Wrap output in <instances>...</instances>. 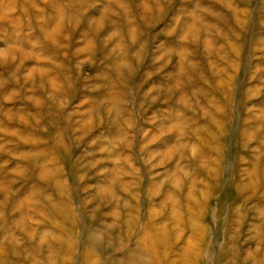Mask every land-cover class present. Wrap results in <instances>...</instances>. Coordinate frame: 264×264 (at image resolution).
Returning <instances> with one entry per match:
<instances>
[{
  "label": "rangeland",
  "instance_id": "rangeland-1",
  "mask_svg": "<svg viewBox=\"0 0 264 264\" xmlns=\"http://www.w3.org/2000/svg\"><path fill=\"white\" fill-rule=\"evenodd\" d=\"M262 215L264 0H0V264H264Z\"/></svg>",
  "mask_w": 264,
  "mask_h": 264
},
{
  "label": "bare ground",
  "instance_id": "bare-ground-1",
  "mask_svg": "<svg viewBox=\"0 0 264 264\" xmlns=\"http://www.w3.org/2000/svg\"><path fill=\"white\" fill-rule=\"evenodd\" d=\"M51 185L53 186V184L51 183ZM61 186L63 187V193L62 192H60L61 191ZM55 188L61 193L60 195H61V200L58 202V204H56V205H53V208L52 207H50V209H51V214H53V215H55V216H57L58 218H59V220L61 221V225H62V229H63V231L64 232H67L70 228L72 229V225H73V227L74 228H76V226H77V223H76V217L75 216H73V212L71 211V198H72V196H71V193H70V190H69V188L66 186V185H64V183L63 182H61V180H55ZM112 188V187H111ZM112 194L113 193H106V195L105 196H107V198H109V199H111V200H113L114 198L112 197ZM130 202V201H129ZM111 203H113L114 204V206H116L115 205V203L114 202H111ZM132 204H133V202H132ZM57 205H60L61 206V208H59L58 210L56 209V206ZM137 207V206H136ZM49 210V209H48ZM125 210H126V208H125ZM73 214H72V213ZM136 214V213H135ZM51 216V218H52V220H53V216L52 215H50ZM128 216V215H127ZM150 219V218H149ZM261 220H262V222L264 223V215H262V218H261ZM118 221V220H117ZM116 221V222H117ZM132 223H134V224H136V225H138V220H137V215L136 216H134V219L133 220H131V219H123V224H122V222H121V224L122 225H124L125 224V226H128L129 228H122V229H127V230H129L131 227V225H132ZM114 227V226H113ZM121 229V230H122ZM73 230V229H72ZM257 230H258V232H260V230H261V228H258L257 227ZM115 231V230H114ZM131 231H128V235H129V237H131ZM145 234H146V240L148 241V240H157V235H159V233L155 230H151V229H146V231H145ZM114 236V235H113ZM112 236V237H113ZM106 237H108V235L107 234H104L103 235V237H102V239H106ZM119 237V239H120V234L119 235H117V238ZM109 238V240H107V241H110V242H113V244H114V242H115V240H113L111 237H108ZM122 238V237H121ZM67 239V238H66ZM111 239V240H110ZM261 243H263V245H262V249H258V251H257V254L259 255L260 253H262L263 254V257H264V238L261 240ZM260 246H261V244H260ZM260 252V253H259ZM232 258H233V260H235L236 261V263H234V264H242V263H240L239 262V259L237 258V257H235L234 255H232L231 256ZM262 257V258H263ZM246 260H247V258H246ZM248 261V260H247ZM175 263H177L176 261H174V262H172V264H175ZM133 264H139L138 262H134ZM140 264H149V263H147V262H143V263H140ZM179 264H186V262L184 263L183 261H181Z\"/></svg>",
  "mask_w": 264,
  "mask_h": 264
}]
</instances>
